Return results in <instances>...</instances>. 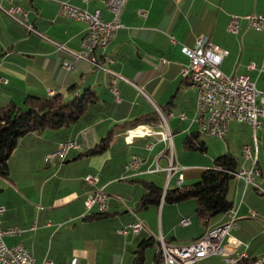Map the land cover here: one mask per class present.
<instances>
[{"label": "crops", "instance_id": "1", "mask_svg": "<svg viewBox=\"0 0 264 264\" xmlns=\"http://www.w3.org/2000/svg\"><path fill=\"white\" fill-rule=\"evenodd\" d=\"M62 1L91 12L101 9L106 20L113 17L103 0H3L5 7L15 4L26 9L29 13L26 23L38 33L29 31L0 10V76L8 80L0 84V107L12 101L23 106L28 95L49 97L61 92L65 98L71 93L75 97L85 88L97 91L104 100L115 104L111 112L84 121L65 133L62 130L32 132L20 140L9 159V176H0V193L9 194L6 198L0 197V206L6 208L0 214V226L18 225L23 231L20 235L6 236V242L26 245L35 258L34 264H44L46 258L53 264H132L133 252L144 239L160 235L171 243L185 244L200 237L207 227L226 222L227 213L215 216L209 226H205L197 218L194 199L169 203L162 198L160 204L143 209L138 208V204L146 192L144 181H154L161 187L165 183L164 190L175 188L181 186L176 178L181 173L182 185H190L201 179L204 169L213 167L212 159L217 157L194 163L191 162L194 152L184 146L188 135L199 132L201 136L200 131H195V124L201 127L194 119L197 87L181 73L188 62L180 51L181 44L194 45L198 35H207L213 44L229 52L221 65L224 73L246 74L263 89L264 30L250 28L243 22L239 32L233 33L228 25L234 15L264 14V0H127L121 13L124 27L106 47L97 48L91 54V59L100 66L76 61L59 49V45H65L68 49L80 50L88 29L84 21L59 15ZM171 36L177 39L176 44L171 42ZM160 55L169 57L171 62L159 63ZM64 60L73 61L72 67L63 68ZM114 78L119 100L112 90ZM73 84L79 86L70 90ZM157 108L165 115L172 113L168 123L180 169L169 183L166 170L169 152L167 142L160 138V120H142L140 124L151 128L152 133L133 141L127 139L123 126ZM183 113L185 118L181 117ZM260 120L256 131L249 123L234 121L227 135L220 138L225 140V153L240 155L236 157L237 170L252 166V161L243 156L244 145L258 149L254 157L258 160L260 175L255 182L264 190V118ZM86 126L93 129L88 144L78 137L79 130ZM113 127L110 145L104 152L85 154ZM181 132L187 133L183 144ZM67 137H78L79 148L70 150L64 158L56 156L45 160L57 150L60 140ZM150 142L155 143L152 150L147 148ZM133 154L141 157L142 164L137 173L129 175L124 172V164ZM157 166L161 169L156 170ZM192 169L196 171L191 173ZM88 173L99 177L98 185L104 187L110 198L105 215L85 219L86 215L99 213L97 208L87 211L85 206L88 189L85 175ZM174 178L176 181L172 184ZM233 179L228 193L233 189L237 197L241 195L238 202L235 195L230 200L234 208L239 209L238 227L223 240L224 253L208 256L201 264H227L229 259L236 263L243 253L248 256L241 258L250 259L264 253V221L259 219L260 213L257 217L249 215L253 206L250 203L264 211L253 192L256 188L240 178ZM247 198L250 203H244ZM136 215L144 220L145 229L138 235L118 234L117 230L135 221ZM184 218L190 220L188 225L181 224ZM194 222L201 230L183 240L182 228L191 227ZM231 236L241 243L232 246ZM158 252L157 243L148 248L144 264H164Z\"/></svg>", "mask_w": 264, "mask_h": 264}, {"label": "built area", "instance_id": "2", "mask_svg": "<svg viewBox=\"0 0 264 264\" xmlns=\"http://www.w3.org/2000/svg\"><path fill=\"white\" fill-rule=\"evenodd\" d=\"M0 0V10L8 14L17 23L24 25L29 31H38L27 24L28 11L22 6L12 4L5 7ZM111 9L113 17L106 20L102 17L101 9L91 12L68 1H62L59 8L61 17L84 21L88 25L87 33L82 39L80 50H71L65 45H59V49L70 54L76 61L89 62L95 66L99 63L91 59V54L101 47H106L108 43L115 37L116 33L124 27L121 13L122 8L127 0H103ZM143 14V13H142ZM144 15V14H143ZM243 22L250 28L256 30H264V14L260 12H252L244 15H234L228 25V29L233 33H238L242 28ZM40 34V33H39ZM171 42L176 44L178 41L175 36H171ZM180 51L188 59L181 73L191 72V83L197 87L198 97L195 109L194 119L200 123L201 131L217 137H225L229 131L232 122L249 123L256 131L260 124V117L264 118V88L259 89L255 82L248 75H227L221 70V65L228 50L213 44L207 35H198L194 45L182 43ZM161 64L170 63L171 59L165 55L157 58ZM73 61L64 60L63 68H71ZM264 70V60L262 63ZM112 72V71H110ZM113 73V72H112ZM114 74V73H113ZM116 75V74H115ZM120 77V76H118ZM127 82L129 80L125 79ZM8 80L0 76V84L7 83ZM113 79V92L116 99H120L119 90ZM160 115V123L162 130L159 132L161 140L167 142V150L169 152V165L166 170L169 173L168 183L171 176L180 169L179 164L175 160V149L173 145V135L169 128L168 120L172 117V113L165 115L164 112L157 108ZM185 118V114L181 115ZM152 129L146 125L139 124L136 127L126 131L128 140L133 141L134 138L151 135ZM93 134V129L86 127L82 129L78 137L87 144L89 138ZM78 137L68 140H61L57 150L46 156L45 160L53 157H66L72 149H78L80 146ZM256 138V137H255ZM155 143L150 142L147 148L152 150ZM243 156L245 159L252 161V166L247 169L241 167L237 171L231 173L242 179L246 185L253 184L255 187L256 177L260 175L258 172V160H254V153L258 149H253L251 145H244ZM142 164L140 156L133 154L124 164V172L133 175L138 172ZM161 168L157 166L156 170ZM85 181L88 185L85 198V206L87 211L97 208L99 212H106L109 209V194L104 187L98 185L99 177L96 174L88 173L85 175ZM183 174L177 176V184H183ZM166 189L164 190L165 194ZM163 194V195H164ZM4 206H0V214L5 211ZM228 220L222 224L209 227L200 237L187 242L185 244H175L166 242L163 237H158L162 252V260L164 264H201L199 253H206V258L213 255H221L225 251L223 240L230 235L238 227L239 209L233 208L227 212ZM251 217L259 216V212L250 209ZM190 220L184 218L181 224L188 225ZM145 229V222L136 215V220L120 227L117 232L121 236L138 235ZM23 229L18 225L1 227L0 226V264H34L35 258L30 249L22 242L9 245L5 237L20 235ZM240 240L231 236L230 244L237 246ZM248 256L247 253L241 254V257ZM239 260V259H238ZM234 259H229L227 264H234ZM44 264H53L48 258L44 259ZM112 264H122L116 262ZM257 264H264L257 263Z\"/></svg>", "mask_w": 264, "mask_h": 264}, {"label": "trees", "instance_id": "3", "mask_svg": "<svg viewBox=\"0 0 264 264\" xmlns=\"http://www.w3.org/2000/svg\"><path fill=\"white\" fill-rule=\"evenodd\" d=\"M78 86V84H73L69 89H75ZM114 104V101L104 100L97 91L85 88L81 95H76L71 99L65 98L61 92L49 97L28 95L25 101V108L13 101L1 106L0 176H9V159L20 140L26 135L32 132L41 133L46 130H62L65 133L69 128L80 126L84 121H90L98 115L111 112ZM142 120L143 122H146V120L158 121L160 120V115L155 110L141 118L125 122L123 126L127 131L142 123ZM114 131L115 127L100 142L88 148L85 154L96 155L104 152L110 145ZM199 137V132L188 135L184 140L185 148L206 153L208 149L207 145ZM68 139L73 138L67 137L62 140ZM237 167V158L230 152H227L215 158L213 167L203 170L201 180L190 185H181L175 188L168 187L165 194L164 188L154 181H144L146 192L141 196L138 208L143 209L151 205L160 204L162 198L169 203H179L188 199H194L196 202L195 213L197 218L205 226H209L212 218L225 214L234 208L233 203L228 199V191L230 181L235 177L231 171H237ZM106 212L92 213L89 216L86 215L84 218L88 219L97 215H105ZM165 241L170 242L168 240ZM156 243L159 246L157 256H160L162 259L159 241L157 238L152 237L141 241L139 247L133 252L132 264H144L147 261V249L154 247ZM257 260L258 257L252 259L240 258L234 264H255Z\"/></svg>", "mask_w": 264, "mask_h": 264}, {"label": "rangeland", "instance_id": "4", "mask_svg": "<svg viewBox=\"0 0 264 264\" xmlns=\"http://www.w3.org/2000/svg\"><path fill=\"white\" fill-rule=\"evenodd\" d=\"M74 96L73 93L69 94V96H66V98H72ZM23 108H25V105L22 106ZM186 123V121L184 122V124L182 126H184ZM195 131H200L201 132V136H200V140L204 141L208 147V151L206 153H202V152H197V151H192L194 152L195 154V158H194V161H191V162H205V161H209L210 158H212V156H219L221 154H224L225 151H224V148H223V145L225 143V140L223 138H220V137H217V136H213V135H209V134H206L204 132L201 131V129L199 128V125L198 124H195ZM183 135V136H182ZM181 136V143L183 144V140L184 138L187 136V133L186 132H181V134L179 135ZM181 149H183V145H181ZM192 152H188L186 150V153H192ZM185 153V154H186ZM239 153V152H238ZM51 154V153H50ZM48 154V155H50ZM47 155V156H48ZM181 157L183 158L184 156L181 154ZM236 157H240L239 154L236 153ZM214 158V157H213ZM186 161H188V159H186ZM214 161V159H212V162ZM192 171H196V169H192L190 170V172L192 173ZM198 171V170H197ZM201 173V171H200ZM192 175V174H191ZM177 178V177H176ZM176 178L173 179V183L172 184H175V181H176ZM201 180V179H200ZM199 181V179H198ZM231 183H234V179L231 180ZM165 183L163 185V188H165ZM173 186V185H172ZM232 189V188H231ZM234 190L232 189L229 193H228V199L229 200H232L233 198V195H235V193L233 192ZM255 193V195L257 197H259V200L261 201V206L264 208V194L260 195L258 194V192L256 190L253 191ZM260 193V192H259ZM237 194V193H236ZM8 192H6L5 194L3 193H0V197L2 198H6L8 196ZM236 196V199L235 201L238 202L241 195L239 197H237L238 195H235ZM4 200V199H3ZM5 202V201H4ZM251 201H248V198L244 200V203H250ZM251 205V209H254L256 211H259V213L261 214V216L259 217V219L263 220L264 221V211H261L260 209H258L257 206H255L254 203H250ZM250 210V209H249ZM198 221V220H196ZM240 224V222H239ZM200 226H196L195 222H194V225L191 226V227H188V228H182V233L185 237H183L182 239L183 240H187V239H190L192 236H194V234H196L198 231H200ZM202 232V231H201ZM160 237V235L158 236ZM157 237V238H158ZM216 257H220V256H216Z\"/></svg>", "mask_w": 264, "mask_h": 264}, {"label": "bare ground", "instance_id": "5", "mask_svg": "<svg viewBox=\"0 0 264 264\" xmlns=\"http://www.w3.org/2000/svg\"><path fill=\"white\" fill-rule=\"evenodd\" d=\"M185 76H187L190 80H191V72H183ZM211 135V134H209ZM253 148V146H252ZM254 160H256V158L254 157ZM258 172H259V169H258ZM255 188L257 189V191H259L260 193H264V190L256 184L255 182ZM206 258V253H199V260H203ZM264 262V253L258 258L257 263H263Z\"/></svg>", "mask_w": 264, "mask_h": 264}]
</instances>
